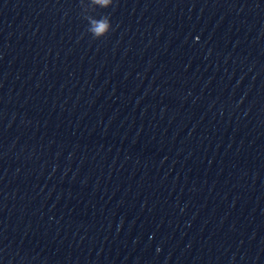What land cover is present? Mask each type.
<instances>
[{
    "label": "clouds",
    "instance_id": "obj_1",
    "mask_svg": "<svg viewBox=\"0 0 264 264\" xmlns=\"http://www.w3.org/2000/svg\"><path fill=\"white\" fill-rule=\"evenodd\" d=\"M93 2L95 4L107 6L108 4H110L112 2V0H93ZM90 23L93 25L91 31L95 35H101V34L105 33L109 28V22H108L107 18H105L99 22L96 20H91Z\"/></svg>",
    "mask_w": 264,
    "mask_h": 264
}]
</instances>
